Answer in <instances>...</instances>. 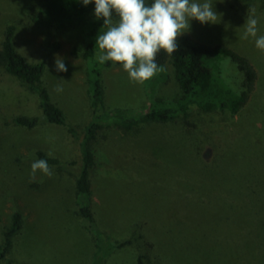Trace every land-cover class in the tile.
Wrapping results in <instances>:
<instances>
[{
	"label": "rangeland",
	"instance_id": "rangeland-1",
	"mask_svg": "<svg viewBox=\"0 0 264 264\" xmlns=\"http://www.w3.org/2000/svg\"><path fill=\"white\" fill-rule=\"evenodd\" d=\"M45 2L0 0V48L5 29L14 25L16 50L30 63L45 62L41 80L75 134L73 137L63 126L42 118L34 129L16 127L12 118L17 115L41 116L37 99L16 79L0 72V247L13 214L21 216V228L12 238L7 259L13 264H135L131 247L116 250L112 245L130 237L135 221L144 220L162 247L177 232L172 216H183L186 223L196 224L194 232L182 229L203 245L220 234L221 242L216 246L219 252L251 257V242L245 245L239 238L228 239L244 223L248 229L256 217L264 220V53L255 47L254 38L242 39L247 15L227 12L217 0H211L220 16L217 23L192 20L186 32L197 41L228 46L250 59L258 79L252 99L240 115L226 120L220 128L205 126L206 134L195 135L167 123L125 135L109 114L117 110L137 114L149 108L174 106L180 90L171 67L166 71L168 82L158 77L136 84L130 82L119 63L109 61L108 66H100L103 106L94 116L89 90L92 60L82 57L88 22L73 33L58 31L45 22ZM247 4L255 5L258 36L264 35L260 0H247ZM97 52L93 60H97ZM58 57L67 72L56 71ZM209 65L222 83L236 93L242 90V73L228 58H215ZM58 84L63 86L61 93L55 91ZM219 115L228 119L227 113ZM92 121L102 126L93 149L96 166L92 198L97 199L94 207L102 230L107 226L111 230L101 253L95 247L92 229L82 226L76 216L77 208L88 199L77 198L73 179L66 177L60 182L54 167L51 178L37 172L32 181L29 175L38 150L51 152L63 162L74 161L66 169L77 173L79 143ZM208 147L218 158L206 169L202 164ZM44 193L49 195L43 205L37 196ZM213 220L217 226L210 223ZM210 233L214 235L208 236ZM260 261L264 264V256ZM238 264L252 262L241 260Z\"/></svg>",
	"mask_w": 264,
	"mask_h": 264
},
{
	"label": "trees",
	"instance_id": "trees-1",
	"mask_svg": "<svg viewBox=\"0 0 264 264\" xmlns=\"http://www.w3.org/2000/svg\"><path fill=\"white\" fill-rule=\"evenodd\" d=\"M217 1L227 9V12L235 15L242 13L248 15L253 9L255 12L257 11L255 5L247 4V0ZM150 2L151 0H149ZM260 2L262 4L260 10H264V0H260ZM94 10V2L85 6L82 0H46L42 15L48 25L53 26L58 31L68 33L76 32L88 22L87 44L82 57L92 60L89 90L91 93L92 114L95 116L99 114L103 106V85L99 68L100 66H108L109 62L101 65L97 60H93L95 53L99 51L96 38L99 33L105 30L103 18L97 19ZM113 18L118 19L115 12ZM15 31L16 27L14 25H9L5 29L0 48V72L16 79L29 95L37 99V108L41 116L17 115L12 118V123L16 127L31 130L38 126L42 118L49 124L63 126L74 137L75 132L69 120L64 112L51 101L49 93L41 80L45 62L30 63L16 50L14 43ZM178 44V51L171 57L164 51H160L157 55L156 62L164 70L153 79L162 77L168 82L169 75L166 71L167 67L170 66L174 80L179 87L180 96L176 99L174 106L170 108H149L137 114H128L118 110L110 113L109 118L111 117L116 121V127L123 131L125 135L138 134L145 126L167 123L184 131H191L195 135L206 134L208 129L205 126H215L216 128L225 126L226 120L234 119L249 105L256 88L258 75L248 57L228 46L202 43L193 39L187 33L179 37ZM218 57L228 58L242 73V90L239 93L234 92L213 74L209 63ZM222 112L228 114V119L220 117L219 113ZM102 116L98 115V117ZM101 128L100 123L93 121L85 127L82 141L79 143L80 167L77 173L73 174L71 168L66 169V167L75 164L74 161L71 163L63 162L60 159L50 157L42 150L35 153L36 159H45L50 167L56 168L60 182L66 177L73 179L77 198L88 199L87 202L82 201V205L77 208L76 216L82 220V226L85 224L88 230L92 229L94 232V243L98 253L103 252L105 241L109 240L108 234L111 232L108 226L107 229L102 230L99 223L101 219L98 218V212L94 207L97 199L92 198L94 195V171L96 166L93 149L97 140L96 133ZM217 158L218 156L213 154L212 149H207L203 157V167L209 169L207 167L212 163L215 164ZM62 168L65 169L62 170ZM245 185L250 189L248 187L250 185L246 183ZM2 189L0 186V191ZM48 195V193H44L43 196L40 195L37 198L43 200L44 205ZM40 197H44V199ZM168 219H171V217ZM172 219L177 232H173V235L170 236L171 240L164 242L165 244L162 243V247L157 243L158 238H154L152 232L150 233L146 228V222L137 220L133 225L130 237L116 241L112 248L119 250L131 247L134 251L135 264H232L234 261L238 264L241 260H248L252 264H262L260 260L264 256V220L256 217L250 228L247 229L244 223L241 229L233 232L234 235L228 236L230 242L239 238L242 244L247 245L250 242L253 244L252 256L244 259L242 253L227 252L223 254L217 250L216 246L221 242V239H219L220 234L210 237L211 240H206V245H203L202 242L200 243L196 239V236L186 235L182 229L194 232L196 224L186 223L183 216H172ZM210 223L217 226L215 220L210 221ZM20 228L21 216L19 213H14L9 228L3 232L4 240L0 247V261L4 264H13L7 259L6 255L11 247L12 238L20 231ZM210 235L214 234H208V236ZM169 242L172 243L169 244Z\"/></svg>",
	"mask_w": 264,
	"mask_h": 264
},
{
	"label": "clouds",
	"instance_id": "clouds-1",
	"mask_svg": "<svg viewBox=\"0 0 264 264\" xmlns=\"http://www.w3.org/2000/svg\"><path fill=\"white\" fill-rule=\"evenodd\" d=\"M95 4L94 15L103 18L105 31L96 38L99 64L112 62L127 72L130 82L144 84L164 69L156 62L160 51L171 57L179 49L178 39L191 28V21L201 24L217 23L218 14L211 0H82L83 5ZM115 12L118 19L113 18ZM220 17V16H219ZM259 20L255 10L247 15L242 39L254 38L255 47L264 53V35L258 36ZM57 72H67L62 58L55 60ZM62 79V78H61ZM63 92L62 84L56 86ZM48 155L52 158L51 152ZM37 172L51 178L53 168L47 160L37 159L31 164L30 179Z\"/></svg>",
	"mask_w": 264,
	"mask_h": 264
}]
</instances>
